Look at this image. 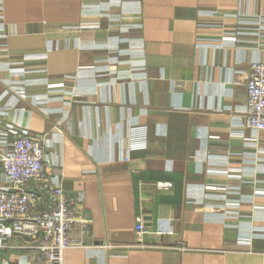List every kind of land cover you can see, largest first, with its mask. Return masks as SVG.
Listing matches in <instances>:
<instances>
[{
    "label": "crops",
    "instance_id": "1",
    "mask_svg": "<svg viewBox=\"0 0 264 264\" xmlns=\"http://www.w3.org/2000/svg\"><path fill=\"white\" fill-rule=\"evenodd\" d=\"M255 61L264 0H0V130L43 135L92 220L63 264H264Z\"/></svg>",
    "mask_w": 264,
    "mask_h": 264
},
{
    "label": "built area",
    "instance_id": "2",
    "mask_svg": "<svg viewBox=\"0 0 264 264\" xmlns=\"http://www.w3.org/2000/svg\"><path fill=\"white\" fill-rule=\"evenodd\" d=\"M245 88L242 126L264 132V61L250 63ZM43 141V135L22 133L12 125L0 130V257L7 249L24 250L15 256L17 264H63L64 251L85 248L91 231L83 197L64 190L63 170L48 162ZM135 230L147 232L142 216L136 218Z\"/></svg>",
    "mask_w": 264,
    "mask_h": 264
}]
</instances>
